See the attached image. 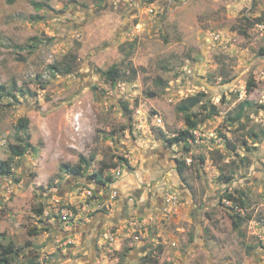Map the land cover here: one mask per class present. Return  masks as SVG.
<instances>
[{"label":"rangeland","instance_id":"374dc122","mask_svg":"<svg viewBox=\"0 0 264 264\" xmlns=\"http://www.w3.org/2000/svg\"><path fill=\"white\" fill-rule=\"evenodd\" d=\"M195 99L204 121L171 145ZM26 134L0 176L3 264H264V0H0V158ZM103 165L113 181L85 196Z\"/></svg>","mask_w":264,"mask_h":264},{"label":"trees","instance_id":"16d2710c","mask_svg":"<svg viewBox=\"0 0 264 264\" xmlns=\"http://www.w3.org/2000/svg\"><path fill=\"white\" fill-rule=\"evenodd\" d=\"M34 5L36 6V8L38 10H41L43 8H45V4H42L40 2H34ZM55 69H58V67L56 66H52ZM65 73H71L72 72V66L68 65L65 68ZM134 73H136L135 69L133 70ZM104 76L107 80H109L112 84H116L117 82L120 81V79H122L123 74L121 72V70L119 69V67L117 65H112L111 67H109L107 70L104 71ZM254 87V82L252 80L249 81L248 83V89L250 90L251 88ZM189 101L188 103L183 102L178 106V110L179 112L184 113L185 116V121L187 124V128L180 131L178 134L167 138L168 142L173 145L176 144L182 140H187L190 139L192 137H194L193 134V130L198 126V123L200 121H204L205 118L198 120L196 118V114L191 112L190 109L191 107L195 106L198 102L199 99H195V100H187ZM249 105V102H244L243 104H241V110L240 112L237 114V118H241L243 116V109L244 106ZM206 108H208L206 106ZM216 107L213 106V110L210 109L209 113L205 116V117H209L212 114H216ZM30 124V119L23 117L20 118L17 125L19 127V129H23L26 130L28 128ZM31 136L30 134H26V142H20L19 144H11L10 145V151H11V157L8 159H2L0 158V176H8L10 175L11 171H12V159L13 157H20L23 156L24 154H26L28 151H33L35 150V146L33 145V143L30 141ZM185 160H180L179 161V165L177 166V170L178 173L180 175L183 174V168L185 167ZM87 164V160L84 157H80V161L77 164L71 165V164H64L63 166L65 167V171H67L68 173L71 174H75V175H80L83 173L84 171V166ZM110 167L109 165H103L99 170L91 173L89 175V178L92 179L93 181H95L96 183H98L99 185H106L109 184L110 182L113 181L112 176L104 175V171L106 170V168ZM227 182H231L233 180L232 176H227L226 178ZM229 200H236L235 197L232 194H228L227 195ZM243 204L242 207L245 205V200H242ZM39 213L43 212V208H40V210H38ZM240 217V216H239ZM234 227L235 228H239V219L236 218L234 219ZM14 253H19V251L17 249L14 248V246L8 245L5 246V248L3 249V245H2V252H1V256H0V261H2L1 263H8L9 260L13 257V255H17Z\"/></svg>","mask_w":264,"mask_h":264},{"label":"crops","instance_id":"0c3cea01","mask_svg":"<svg viewBox=\"0 0 264 264\" xmlns=\"http://www.w3.org/2000/svg\"><path fill=\"white\" fill-rule=\"evenodd\" d=\"M159 159H160V157L156 158L154 161L147 162V164L148 163L150 164L149 166H150V170H151V171L148 172V175H151L153 178H154V175H156L157 173L161 172L165 168V164L166 163L163 162L162 160L159 161ZM132 176L133 175H129L128 178H127V181L126 180L125 181H118L116 183L117 187H119L120 190H124V191H130L131 189H133L132 187H134L135 185H137L138 180H137V177L134 178ZM130 178H133V181L132 180L130 181ZM101 188H102V186H100V185L98 186L97 185L96 186V191H98L100 193L101 192ZM148 195L150 196V193ZM136 197L138 199H141V197H139L138 195H136ZM127 204H128V202H125L124 203V205H123V207H125L124 210H126ZM143 205H145V206L142 209L143 212H142V210H141V212L144 213V214L149 215L150 212H151V210L153 209L152 206H151V203L149 202V200H147V201L145 200V202L143 201V203L141 204L140 207H142ZM105 219L106 218H104V217H102L100 219L101 220V224L103 223V221Z\"/></svg>","mask_w":264,"mask_h":264},{"label":"built area","instance_id":"2783aa9c","mask_svg":"<svg viewBox=\"0 0 264 264\" xmlns=\"http://www.w3.org/2000/svg\"><path fill=\"white\" fill-rule=\"evenodd\" d=\"M93 192H94L93 189L88 188L83 191V194L87 197H92L94 194ZM117 197H121V195L119 194V190L112 189L111 198L116 199ZM170 199L171 198H169L168 200L170 201ZM57 212L61 215L62 219L65 220H69L73 216V213L67 207H63V208L59 207L57 209ZM167 212L169 213L170 209H167Z\"/></svg>","mask_w":264,"mask_h":264},{"label":"flooded vegetation","instance_id":"af4514ba","mask_svg":"<svg viewBox=\"0 0 264 264\" xmlns=\"http://www.w3.org/2000/svg\"><path fill=\"white\" fill-rule=\"evenodd\" d=\"M99 186V185H98ZM117 188H119V187H117ZM96 190V188L94 189V191ZM120 190V189H119ZM121 191V190H120ZM97 192V191H96ZM122 196H123V193H122ZM125 197V196H124ZM132 198V197H131Z\"/></svg>","mask_w":264,"mask_h":264}]
</instances>
